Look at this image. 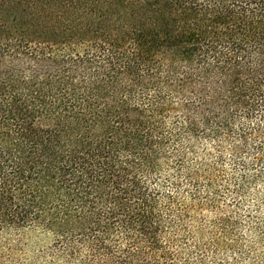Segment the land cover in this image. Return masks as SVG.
I'll use <instances>...</instances> for the list:
<instances>
[{
  "label": "trees",
  "instance_id": "1",
  "mask_svg": "<svg viewBox=\"0 0 264 264\" xmlns=\"http://www.w3.org/2000/svg\"><path fill=\"white\" fill-rule=\"evenodd\" d=\"M0 264H264V0H0Z\"/></svg>",
  "mask_w": 264,
  "mask_h": 264
},
{
  "label": "rangeland",
  "instance_id": "2",
  "mask_svg": "<svg viewBox=\"0 0 264 264\" xmlns=\"http://www.w3.org/2000/svg\"><path fill=\"white\" fill-rule=\"evenodd\" d=\"M38 241H39V239L36 236H32V235L29 236L28 246L31 249V251H35L34 248H35V245ZM258 245H259L258 246L259 251L261 252L263 250V248H262L263 246L261 243H259Z\"/></svg>",
  "mask_w": 264,
  "mask_h": 264
}]
</instances>
